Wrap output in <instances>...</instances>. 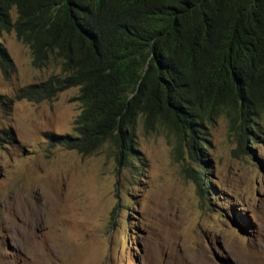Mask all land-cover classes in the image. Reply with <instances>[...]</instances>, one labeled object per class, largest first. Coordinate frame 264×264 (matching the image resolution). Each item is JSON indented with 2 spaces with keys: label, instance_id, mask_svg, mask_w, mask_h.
<instances>
[{
  "label": "rangeland",
  "instance_id": "rangeland-1",
  "mask_svg": "<svg viewBox=\"0 0 264 264\" xmlns=\"http://www.w3.org/2000/svg\"><path fill=\"white\" fill-rule=\"evenodd\" d=\"M0 44L11 62L6 74L0 67V264H264L263 108L242 146L224 116L206 124L200 189L173 135L144 129L140 116L132 166L108 142L86 155L51 147L46 132H72L77 88L11 99L59 67L32 65L13 30Z\"/></svg>",
  "mask_w": 264,
  "mask_h": 264
},
{
  "label": "trees",
  "instance_id": "trees-1",
  "mask_svg": "<svg viewBox=\"0 0 264 264\" xmlns=\"http://www.w3.org/2000/svg\"><path fill=\"white\" fill-rule=\"evenodd\" d=\"M8 30L32 65L59 67L11 99L77 88L72 132H46L51 147L86 155L108 142L117 163L132 166L140 116L144 129L173 135L175 153L196 163L187 175L205 189L206 124L224 116L242 146L264 109V0H0V33ZM10 66L0 44L4 74Z\"/></svg>",
  "mask_w": 264,
  "mask_h": 264
},
{
  "label": "clouds",
  "instance_id": "clouds-1",
  "mask_svg": "<svg viewBox=\"0 0 264 264\" xmlns=\"http://www.w3.org/2000/svg\"><path fill=\"white\" fill-rule=\"evenodd\" d=\"M11 10V9H10Z\"/></svg>",
  "mask_w": 264,
  "mask_h": 264
}]
</instances>
